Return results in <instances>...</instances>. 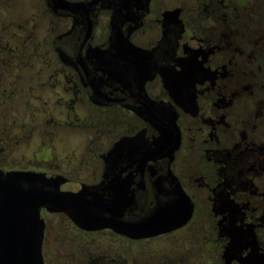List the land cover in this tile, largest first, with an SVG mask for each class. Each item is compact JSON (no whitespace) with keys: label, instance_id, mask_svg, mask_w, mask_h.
Masks as SVG:
<instances>
[{"label":"flooded vegetation","instance_id":"obj_1","mask_svg":"<svg viewBox=\"0 0 264 264\" xmlns=\"http://www.w3.org/2000/svg\"><path fill=\"white\" fill-rule=\"evenodd\" d=\"M262 1L42 0L57 29L49 49L87 115L74 122L111 124L96 141L88 133L83 167L75 152L15 165L0 134L1 195L45 177L73 198L39 209L42 264L53 229L80 247L110 237L141 256L189 240L197 218L214 264H264V115L254 109L264 48L244 36L248 23L261 29L252 17ZM132 227L163 231L132 237Z\"/></svg>","mask_w":264,"mask_h":264},{"label":"rangeland","instance_id":"obj_2","mask_svg":"<svg viewBox=\"0 0 264 264\" xmlns=\"http://www.w3.org/2000/svg\"><path fill=\"white\" fill-rule=\"evenodd\" d=\"M236 1L245 4L244 0ZM223 2L228 4V0ZM262 4V13L252 17L261 29L248 23L251 29H246V35L241 30L258 48H264V0ZM224 9L230 12L232 3ZM240 14L246 17L244 8ZM56 30L55 23L43 12L42 0H0V134L9 141L8 155L15 165L32 162L38 155L64 159L75 152L83 167L92 147L88 133L96 141L103 136L101 130L111 126L105 118L74 122L75 114L80 119L87 115L73 102L68 73L59 71L49 49ZM256 57L254 73L261 81L255 95L262 104L254 109L263 107L264 115V53ZM190 230L189 240L175 241L174 249L147 251L140 256L137 247L125 252L110 237L94 236L93 245L80 247L77 241H68L53 229L45 246L47 264H214L206 225L197 218Z\"/></svg>","mask_w":264,"mask_h":264},{"label":"water","instance_id":"obj_3","mask_svg":"<svg viewBox=\"0 0 264 264\" xmlns=\"http://www.w3.org/2000/svg\"><path fill=\"white\" fill-rule=\"evenodd\" d=\"M16 184L13 194H0V264H42L43 225L39 209L46 207L56 211L65 208L64 205L73 198L61 196L58 183L45 177L21 179ZM187 218L188 215L174 222V227L184 223ZM162 231L151 230L152 234H141L134 227L127 230L132 237H137L134 234L149 236Z\"/></svg>","mask_w":264,"mask_h":264}]
</instances>
